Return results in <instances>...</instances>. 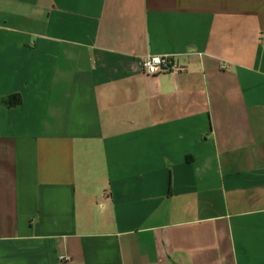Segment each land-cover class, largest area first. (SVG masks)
<instances>
[{"label": "crops", "instance_id": "0c3cea01", "mask_svg": "<svg viewBox=\"0 0 264 264\" xmlns=\"http://www.w3.org/2000/svg\"><path fill=\"white\" fill-rule=\"evenodd\" d=\"M0 264H264V0H0Z\"/></svg>", "mask_w": 264, "mask_h": 264}, {"label": "built area", "instance_id": "2783aa9c", "mask_svg": "<svg viewBox=\"0 0 264 264\" xmlns=\"http://www.w3.org/2000/svg\"><path fill=\"white\" fill-rule=\"evenodd\" d=\"M143 71L146 75L155 76L160 74H172L183 72L185 68L176 62L172 57L166 55H150L142 63ZM226 65L222 66L225 69ZM71 256L66 254L60 257V262L67 263L71 261Z\"/></svg>", "mask_w": 264, "mask_h": 264}, {"label": "trees", "instance_id": "16d2710c", "mask_svg": "<svg viewBox=\"0 0 264 264\" xmlns=\"http://www.w3.org/2000/svg\"><path fill=\"white\" fill-rule=\"evenodd\" d=\"M2 102L7 107H14V106H17L21 103V96L18 94L17 95H11V96H8L5 99H3Z\"/></svg>", "mask_w": 264, "mask_h": 264}]
</instances>
